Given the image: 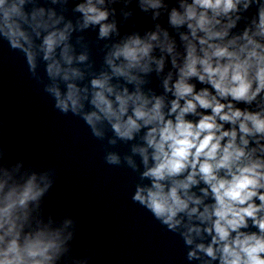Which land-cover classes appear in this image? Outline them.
Returning <instances> with one entry per match:
<instances>
[{"label": "clouds", "instance_id": "clouds-1", "mask_svg": "<svg viewBox=\"0 0 264 264\" xmlns=\"http://www.w3.org/2000/svg\"><path fill=\"white\" fill-rule=\"evenodd\" d=\"M253 2L258 6V18L252 21L256 31L246 28L242 36L230 39L227 28L234 27L235 21L230 20L227 28L217 30L221 24L219 17L238 12L241 0H193L192 4L183 5V16L172 10L171 24L182 25L187 21L190 34L181 35L187 42L182 64L177 63L174 45L161 43L162 51L172 57L171 63L177 69L175 80L171 73L164 80L165 91L171 93L167 103L163 97L148 99L139 92L129 95L125 89L115 95L118 107L114 109L113 102L104 95L105 91L113 92L107 86L108 77L92 81L93 87L99 89L92 103L109 120L115 118L112 127L120 137L132 139L133 131L148 129L145 140L153 149L155 163L143 176L151 178V187L138 188L133 199L145 205L169 230L181 226L182 218H178L181 213L190 222L193 218L199 221L184 225L187 245L194 243L192 233L203 232L211 238L207 246L196 243L188 252L189 260L199 259L198 253L203 252L218 264H264V44L255 39L264 37V0H244L243 8L247 10ZM77 10L84 14L85 25L99 24L107 18V13L99 10L92 0L78 5ZM0 11L3 15L0 31L10 38L12 47H22L20 41L27 42L29 38L14 19H26L20 7L15 3L5 7V0H0ZM112 27L101 25L100 36H107ZM164 35L167 41V33ZM64 39V33L55 32L45 37L46 60ZM157 40V34L153 33L148 42L136 37L118 46L112 55L123 57L127 63L117 66L109 60L113 74L131 81L136 77L129 69L140 67L147 71V64L141 61L151 59V41ZM25 51L33 64V54ZM66 52L67 49L65 56L71 63ZM156 63L161 71L163 57ZM60 71L57 62L48 65L50 75H59ZM68 78L65 73L64 79ZM68 89L64 98L57 88L50 90L57 96L58 107L66 112L71 106L76 111L82 107L79 90L73 84ZM129 102L132 115H127ZM253 102L258 110L241 107ZM84 118L93 128L95 121L101 119L96 112ZM139 151L147 165V149ZM109 160L116 162L117 158L110 156ZM34 180L35 177L30 179L20 192L11 188L0 201L3 204L0 244L4 245L0 247V264H48L53 258L50 251L59 247L58 233L43 229L34 235L25 234L21 243L23 225L17 223L20 217L14 210L25 208L29 200L41 194L43 189H38ZM6 184L7 179L0 183V192ZM194 186L199 187L201 195L190 192Z\"/></svg>", "mask_w": 264, "mask_h": 264}]
</instances>
